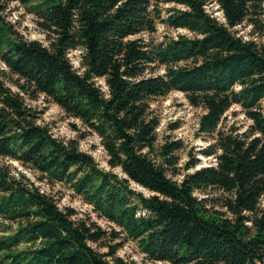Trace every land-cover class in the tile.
<instances>
[{
	"label": "trees",
	"instance_id": "16d2710c",
	"mask_svg": "<svg viewBox=\"0 0 264 264\" xmlns=\"http://www.w3.org/2000/svg\"><path fill=\"white\" fill-rule=\"evenodd\" d=\"M15 1L47 44L23 39L0 15V160L64 185L115 228L60 209L0 161V264H136L116 254L126 240L148 261L264 264V0ZM211 2L223 21L206 11ZM243 22L255 37L235 34ZM158 24L189 35L155 37ZM171 91L202 110L196 131L211 142L197 151L213 164L195 167L192 157L180 169L181 141L157 145L150 102ZM22 95L76 119L78 138L94 134L121 175L37 123ZM232 105L250 121L240 134L218 128ZM208 189L219 194L194 193Z\"/></svg>",
	"mask_w": 264,
	"mask_h": 264
},
{
	"label": "rangeland",
	"instance_id": "374dc122",
	"mask_svg": "<svg viewBox=\"0 0 264 264\" xmlns=\"http://www.w3.org/2000/svg\"><path fill=\"white\" fill-rule=\"evenodd\" d=\"M0 4L4 6L0 15L3 16L4 21L12 25V29H14L20 37L25 40H38L44 45L47 44L45 34L36 24L35 18L27 13L23 6L15 0H0ZM205 9L216 17L218 21H223L221 13L216 9V5L213 2L205 5ZM233 30L236 35L241 36L243 39L255 37L254 35H250V28L244 22L235 26ZM176 33L189 35V33L183 29L174 30L164 28L158 24L155 37H160L162 34L174 36ZM78 53V50H70L67 52V58L72 67L80 72L82 69L78 66ZM158 72L160 73L161 70ZM3 81L11 91H17L7 77H3ZM22 97L24 103L31 110L36 111L37 123L46 125L50 132L57 138L63 140L68 138L77 139L78 148L90 154L98 167L104 170H112L119 176L121 175L119 169H110L106 164V156L99 146L98 139L94 134L78 138V132L82 131V127L76 119L66 116L55 104L46 101L42 95H38L33 100L23 95ZM150 106L159 118V125L156 128L157 145L159 146L166 140L174 139H179L182 143L181 148L176 151L180 169L185 163L190 162L192 157L198 160V164L195 167L213 164L214 158L212 156L204 157L197 151L211 142L210 137L201 135L196 131L197 121L202 113L200 108L190 106L183 94L178 91H171L163 97L152 99ZM249 123L250 121L244 116L241 109L237 105H232L222 116L218 128L225 132L240 134L247 130ZM72 124L75 126V129L72 128ZM0 161L8 164L14 170L24 173L41 190L50 193L56 199V203L60 209L64 207L72 208L75 212V217L91 220L105 231H109L112 227L115 228L113 224L96 216V214L91 211L89 205L83 203L79 197L74 195L64 185L58 183L54 185L45 184L44 182L37 181L35 179L36 174L28 168L21 166L19 163L8 159H1ZM179 178L180 176L174 177V179ZM130 186L144 195L149 194L148 191L133 183H130ZM194 193L198 197H215L219 194L218 191L214 189H208L207 192L203 193ZM116 254L124 260H131L136 264H169L165 261L146 260L139 253L135 244L130 240L123 242Z\"/></svg>",
	"mask_w": 264,
	"mask_h": 264
}]
</instances>
